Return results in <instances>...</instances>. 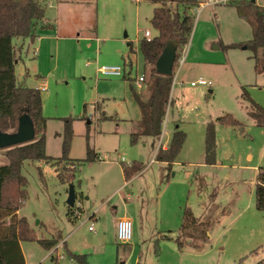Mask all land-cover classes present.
Segmentation results:
<instances>
[{
	"label": "rangeland",
	"instance_id": "rangeland-1",
	"mask_svg": "<svg viewBox=\"0 0 264 264\" xmlns=\"http://www.w3.org/2000/svg\"><path fill=\"white\" fill-rule=\"evenodd\" d=\"M54 1L46 6L53 22ZM218 1L190 10L194 28L189 43L180 49L173 103L158 140L140 136L132 142V134L141 130V111L130 87L148 99L151 67L140 40L145 30L156 35L150 20L158 4L67 0L56 26L70 37L49 32L48 39L36 43V56L34 48L23 56V44H17L23 56L16 64L17 83L47 87L41 90L48 118L46 153L62 155L63 139L56 133L64 130L63 118L73 117L70 158L86 157L88 136L100 156L80 165L71 182L58 177L56 168L63 170L64 161H25L28 196L19 214L27 217L37 238L62 236L58 250L53 248L58 260L37 241H24L27 264H82L83 258L87 264H256L264 258V211L256 208L255 198L257 174L264 167V127L248 114L251 105L243 95L246 88L264 107V51L258 61L249 48L225 47L246 44L253 33L237 12L238 0ZM105 66H122L125 74L106 76L99 72ZM140 75L146 80L138 87L135 78ZM200 77L211 84L191 85ZM226 114L241 121L245 131L217 123L216 163L207 164L206 126ZM177 124L187 138L172 169L166 170V163L151 159L155 149L171 139ZM2 156L7 159L0 148ZM135 162L141 171L125 183L123 166ZM73 185L77 198L71 207L67 200ZM77 205H82V215L71 219L70 209ZM187 208L211 222L210 235L182 238L180 248L176 237ZM122 216L132 221V237L126 243L117 237L116 219Z\"/></svg>",
	"mask_w": 264,
	"mask_h": 264
},
{
	"label": "trees",
	"instance_id": "trees-1",
	"mask_svg": "<svg viewBox=\"0 0 264 264\" xmlns=\"http://www.w3.org/2000/svg\"><path fill=\"white\" fill-rule=\"evenodd\" d=\"M152 1L158 4L154 8L150 20L157 34L150 40L145 36L140 40L144 60L151 67L150 79L147 82L150 89L148 99L143 100L130 83L134 99L141 111V130L132 134L133 143L140 136H150L154 140H158L162 136L167 110L173 103L171 92L175 69L181 58L180 49L189 43L194 28V19L190 10L199 7L201 2L200 0ZM238 2L237 12L240 17L251 24L253 37L246 44H230L225 47L249 48L255 53V58L259 61L258 53L264 51V7L259 6L253 0H238ZM45 18V0H0V130L3 132L17 131L19 118L23 114H28L34 122L36 131L33 141L4 149L8 163L0 165V264H26L21 247L22 241H37L45 249L51 250L59 244L62 238L60 233L51 239L37 238L27 217L19 214V210L28 196L26 189L28 181L26 176L22 174L25 161H64L66 166L63 170L56 168L58 177L62 182H71L75 180L80 165L100 159L99 154L90 144L89 136L87 138L86 157L77 160L70 158L74 137L73 117L63 118L64 130L62 133H56V136H61L63 139L62 155L58 158L49 156L46 153L48 118L43 114L41 89L17 83L15 69L20 57L16 41L29 38L31 42H34L39 29L53 27V25L45 23ZM171 40L178 44L177 57L173 74L166 76L157 73L156 62ZM133 52V47L130 44V53ZM130 66H132V61H130ZM128 80L131 82L132 78L128 77ZM243 95L251 105L248 114L257 126L264 127V107L251 97L246 88ZM217 123L231 125L241 132L245 131L244 124L231 114L208 122L205 139V163L210 165L216 163ZM186 138V132L180 129L179 125H176L167 148L160 147L157 150L156 160L166 163V170L172 169ZM140 169L141 164L139 162L123 166L126 180L131 179ZM255 198L256 208L264 211V167H260L257 174ZM81 212L80 207L71 208L69 216L73 219V216L77 217L76 215L79 216ZM210 226V221L201 220L193 214L191 209L187 208L180 234L176 237L179 247H183L182 238L208 236ZM73 256L78 259L81 258L80 255ZM52 258L57 260L54 256ZM80 262L87 264L85 258ZM256 264H264V258Z\"/></svg>",
	"mask_w": 264,
	"mask_h": 264
},
{
	"label": "water",
	"instance_id": "water-1",
	"mask_svg": "<svg viewBox=\"0 0 264 264\" xmlns=\"http://www.w3.org/2000/svg\"><path fill=\"white\" fill-rule=\"evenodd\" d=\"M255 1V0H253ZM177 42L171 40L167 43L162 54L156 62V71L159 74L171 76L175 67L177 57ZM36 131L32 118L28 114H23L19 118L18 129L15 132H3L0 130V148L7 149L17 145L31 142L35 139ZM76 201V190L73 185L67 200L69 206L74 207Z\"/></svg>",
	"mask_w": 264,
	"mask_h": 264
},
{
	"label": "crops",
	"instance_id": "crops-1",
	"mask_svg": "<svg viewBox=\"0 0 264 264\" xmlns=\"http://www.w3.org/2000/svg\"><path fill=\"white\" fill-rule=\"evenodd\" d=\"M55 2V8H56V15H55V17L53 18L54 20H55V22H53L52 21V18L47 14V12H46V18H45V23H47V24H50V25H53V27H51V28H47V29H39L38 30V35H37V38H36V40L34 41V42H31L28 46H27V48H26V42H28V41H30V39L29 38H25V39H19V40H17L16 41V44H18V45H21V44H23V47H22V51H23V56H29V54H30V51H31V49L33 50V48H34V51H32L33 52V55L34 56H36L37 54H38V47L37 46H35L36 45V43L37 42H39L40 41V43H42L44 40H46V39H48V37H49V32H53V33H55V34H57L56 36L58 37V38H67V37H70V36H67V35H64L63 33H62V29L60 28V27H57L56 26V24L58 23H60V7L65 3V2H67V0H55L54 1ZM255 2L259 5V6H262V7H264V1H261V0H255ZM45 4H46V6H47V4H48V0H45ZM49 6H52V4L51 3H49ZM47 8V7H46ZM241 18V17H240ZM243 18V17H242ZM251 27V26H250ZM155 30V33L157 34V31H156V29H154ZM78 34V33H77ZM150 34H151V32H150ZM78 36H79V34H78ZM151 36H152V34H151ZM155 36V35H154ZM74 38V37H73ZM23 56H21V58L20 59H23ZM18 62H19V60H18ZM37 77H41V75H39V74H35ZM43 85H45V84H42L41 86H38V87H35V88H39V89H41V87L43 86ZM42 90V89H41ZM172 94V93H171ZM165 121V120H164ZM177 125H179V124H177ZM180 127V126H179ZM171 140V139H170ZM170 140H168L166 143H164V148H167V146L169 145V142H170ZM157 149V148H156ZM155 149V154H154V156L152 157V159H151V161L153 160V158H154V160H156L155 159V157H156V153H157V150ZM142 160H143V158H142ZM0 164L1 165H3V164H6V163H8V160L7 159H5V158H3V156H2V158H0ZM175 162H176V160H175ZM151 163V162H150ZM175 164V163H174ZM141 171V170H140ZM139 171V172H140ZM138 172V173H139ZM135 176H133L131 179H129V180H126V178H125V183H128V182H130L133 178H134ZM76 190V189H75ZM76 198H77V192H76ZM75 205H76V201H75ZM76 207H80L81 208V210H82V212H83V208H82V205H77ZM82 212L80 213V215L78 216V215H76L77 217H75V216H73V219H78V218H80L81 217V215H82ZM94 215H96L95 213H94ZM128 218L127 216H122V217H119L118 219H116V224L118 223V221L121 219V218ZM208 235H210V230H209V232H208ZM162 238H163V236H162ZM23 242L24 241H22L21 242V247H22V250H23V253H24V256H25V259H26V264H27V255H26V253H25V250H24V244H23ZM60 246V244H58L57 246H55L54 248L55 249H57L58 250V247ZM53 250L54 249H51L49 252V254H50V256L52 257V256H54L53 255ZM56 259L58 260V257H56Z\"/></svg>",
	"mask_w": 264,
	"mask_h": 264
},
{
	"label": "built area",
	"instance_id": "built-area-1",
	"mask_svg": "<svg viewBox=\"0 0 264 264\" xmlns=\"http://www.w3.org/2000/svg\"><path fill=\"white\" fill-rule=\"evenodd\" d=\"M218 1V0H217ZM221 3H227L228 0H219ZM218 1V2H219ZM216 2V0H205L204 2H200L199 7H205L206 5H209L211 3ZM198 7V8H199ZM145 37L148 38L149 40L153 37L150 34L149 30H145ZM182 61V59L180 58ZM99 72L106 75V76H121L122 74H125V69L122 66H105L101 67L99 69ZM145 83V76L140 75L135 78V84L140 87ZM198 84H203V85H210L211 82L207 81L203 77H200L198 80L193 81L191 85L196 86ZM42 90H46L47 87L46 85H43L41 87ZM156 158V157H155ZM154 161V158L151 162ZM90 229H93V226H90ZM117 237L121 242H129V240L132 237V221L129 218H121L118 223H117Z\"/></svg>",
	"mask_w": 264,
	"mask_h": 264
}]
</instances>
